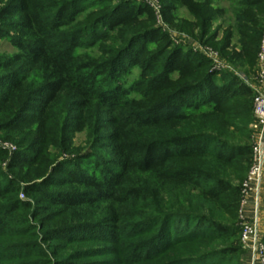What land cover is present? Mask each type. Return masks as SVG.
I'll list each match as a JSON object with an SVG mask.
<instances>
[{"label":"rangeland","instance_id":"1","mask_svg":"<svg viewBox=\"0 0 264 264\" xmlns=\"http://www.w3.org/2000/svg\"><path fill=\"white\" fill-rule=\"evenodd\" d=\"M48 2L73 7L74 20L61 28L60 33L78 37L79 45L74 55L79 63L100 64L116 58L121 51H129L131 46L127 44L138 31L152 26L167 35L171 46L181 48L197 61L200 56L199 61L206 64L205 72L233 76L251 89L258 88L256 52L264 29V0ZM12 5H15L14 0H0V80L14 73L18 77L24 76L26 91L22 96L36 99L33 104L39 113H36V124L19 130H12V124L0 116V179L3 183L11 181L18 189L10 201L0 200V219L4 218V221H7L4 213L12 207L5 204L15 205L8 226L0 227V264H166L160 255L147 258V248L162 244L159 238L150 241L156 235L150 228L159 215L179 209L194 215L190 219L175 218L179 228L187 223L194 225L195 216L199 215L227 222L226 212L224 215L222 209L213 212L212 206L199 201L194 191H189L192 193L187 196V202L173 205L167 188L147 175L143 178L130 176L141 192L138 201L117 203L109 198L72 209L62 207L58 201L53 202L70 193L87 197L83 195L84 189L65 181V171L79 170V173L89 175L96 165L114 168V146L120 143L117 141V123L131 111L160 104V100L173 90L149 91L146 96L132 92L127 100H135V105L125 109L105 105L100 100L87 107L72 92L60 95L55 103L45 106L40 97L34 95V90L42 86L41 72L27 71L14 63V58L20 54L18 45L27 37L14 27L19 15H7ZM138 6L149 9L154 17L153 24L142 25L137 30H111L105 27L106 23H100L105 17L115 19L120 15V9ZM165 8L172 9L167 20L162 16ZM5 64L9 66L4 68ZM139 76L138 67L127 68L121 74V88L126 91L139 84ZM189 83L190 80L179 82L175 88ZM239 106L232 104L227 108L226 131L215 120L203 122L199 118L193 123L188 122L179 132L203 135L213 151L237 150L246 138L251 145L259 128L252 112ZM25 114L35 113L21 115ZM124 134L137 140L165 138L163 130H137L131 126L125 128ZM176 166L203 172L201 176L204 177L212 173L234 188L239 187L245 174L237 166L236 169H222L212 158L183 160L176 162ZM40 175L42 179L37 178ZM205 181L208 186L214 184L212 179ZM33 184L38 185L43 195L27 192L26 188ZM186 190L178 189L179 199ZM257 205L256 217L252 209L253 218L247 219L255 223L257 236L264 244V214L259 211V198ZM162 221L168 222V219L159 222ZM4 232L10 235L8 239L3 238ZM240 246V256L235 264H252L251 252L242 244Z\"/></svg>","mask_w":264,"mask_h":264},{"label":"trees","instance_id":"2","mask_svg":"<svg viewBox=\"0 0 264 264\" xmlns=\"http://www.w3.org/2000/svg\"><path fill=\"white\" fill-rule=\"evenodd\" d=\"M14 3L7 15H19L14 27L27 37L18 45L20 54L16 55L14 63H19L27 71L36 69L41 72L42 86L34 90V95L40 97L45 106L55 103L60 95L72 92L87 107L100 100L105 105L125 109L135 105V100H127L132 92L146 96L149 91L173 90L160 100V104L131 111L117 123V141L120 143L114 146V168L96 165L89 175L79 173V170L65 171V181L84 189L83 195L87 197L70 193L53 202L58 201L62 207L72 209L109 198L117 203L138 201L141 192L134 179L131 180L132 175L138 178L147 175L156 184L166 187L173 205L187 202V196L192 193L189 191H194L199 201L212 206L213 212L218 209H222V215L226 212L227 222L199 215L195 216L194 225L187 223L179 228L175 218L190 219L194 215L180 209L160 213L150 228L156 234L150 241L159 238L162 247L147 248V258L160 255L166 264H235L241 252L237 210L241 185L251 166L252 143L249 145V138H246L237 150L213 151L203 135L179 131L185 129L188 122L193 123L199 118L203 122L215 120L226 131L225 112L230 105H240V109L253 115V89L233 76L205 72L206 64L199 61L200 56L197 61L181 48L171 46L167 35L152 26L138 31L127 44L131 46L129 51H121L116 58L100 64L79 63L74 55L79 45L78 37L60 33L61 28L74 20L70 4L54 5L48 0H14ZM171 10L164 9V20L168 19ZM120 12L115 19L105 17L100 23H106L105 27L111 30H137L142 25L154 23L153 15L145 6L120 9ZM8 66L5 64L4 68ZM133 66L140 69V83L124 91L120 86L121 74ZM200 72L202 74L197 76ZM187 80L191 83L175 88L177 83ZM25 81L24 76L18 77L15 73L0 80V116L12 124V130L32 126L37 121L39 110L33 104L36 99L22 96L26 91ZM23 113L35 114L23 116ZM127 126L137 130H163L165 138L137 140L124 134ZM206 158L214 159L222 169L241 167L245 174L239 187L230 186L226 180L216 178L212 173L204 177L201 176L203 172L176 166L179 161ZM208 179H212L214 184L208 186L205 181ZM178 189H187L180 199ZM26 190L43 195L36 184ZM17 191L11 181L3 183L0 179V200L10 201L11 195ZM5 205L12 207L4 213L7 221L0 219L1 228L8 226L15 206ZM164 218L168 222H159ZM4 233L3 238L8 239L10 235Z\"/></svg>","mask_w":264,"mask_h":264},{"label":"built area","instance_id":"3","mask_svg":"<svg viewBox=\"0 0 264 264\" xmlns=\"http://www.w3.org/2000/svg\"><path fill=\"white\" fill-rule=\"evenodd\" d=\"M258 88L253 89V115L256 127L259 128L252 143L251 166L242 182L241 199L238 206L237 218L240 225V242L251 252V263L264 264V244L257 236L256 225L245 216L249 198H253L254 215H257L260 183L264 178V29L261 34L258 52Z\"/></svg>","mask_w":264,"mask_h":264},{"label":"crops","instance_id":"4","mask_svg":"<svg viewBox=\"0 0 264 264\" xmlns=\"http://www.w3.org/2000/svg\"><path fill=\"white\" fill-rule=\"evenodd\" d=\"M259 202H260L259 211L263 215L264 214V180H263L262 186H261ZM252 205H253V199L250 197L249 200H248L247 207L245 209V216L248 219H252L253 218V214H252V209H253L252 207L253 206ZM261 227H262V225H261Z\"/></svg>","mask_w":264,"mask_h":264}]
</instances>
